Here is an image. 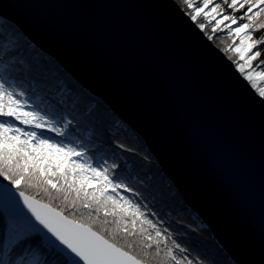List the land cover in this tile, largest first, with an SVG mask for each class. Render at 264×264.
<instances>
[{"label": "water", "instance_id": "obj_1", "mask_svg": "<svg viewBox=\"0 0 264 264\" xmlns=\"http://www.w3.org/2000/svg\"><path fill=\"white\" fill-rule=\"evenodd\" d=\"M0 19L141 136L230 260L264 264V101L175 0H0Z\"/></svg>", "mask_w": 264, "mask_h": 264}, {"label": "snow or ice", "instance_id": "obj_2", "mask_svg": "<svg viewBox=\"0 0 264 264\" xmlns=\"http://www.w3.org/2000/svg\"><path fill=\"white\" fill-rule=\"evenodd\" d=\"M182 2L202 32H226L230 43L223 50L234 54L236 70L264 101V61L253 63L264 46V36L254 38L264 30V0ZM5 46L11 50L13 39ZM57 93L58 100L45 96L41 108L0 79V178L7 182L0 183V264H203V258L177 255L187 249L130 198L139 193L116 178L115 154L109 162L80 146L76 125L89 113L80 112L63 90ZM37 238L63 260L39 253L32 246Z\"/></svg>", "mask_w": 264, "mask_h": 264}, {"label": "trees", "instance_id": "obj_3", "mask_svg": "<svg viewBox=\"0 0 264 264\" xmlns=\"http://www.w3.org/2000/svg\"><path fill=\"white\" fill-rule=\"evenodd\" d=\"M175 1L182 7L180 0ZM8 38L14 42L11 50L5 46ZM213 44L220 48L216 42L213 41ZM13 57L15 64L9 63ZM5 78L16 90L24 91L26 98L39 103L41 108L45 107V96L49 99L55 96L58 100L57 90H63L70 100L77 101L76 107L80 112L89 113L86 120L76 125L77 142L81 147H86L94 158L104 155L111 162L113 154L116 155V162L120 165L116 178L135 189L139 195L130 198L137 200L150 219L167 228L173 239L187 249L186 253L177 255H188L193 260L203 258V264L234 263L209 236L211 231L163 175L141 136L102 100L81 87L54 59L33 46L19 29L0 19V79ZM43 135L52 136L58 141L63 139L51 133ZM0 180L3 181L2 178ZM3 219L0 214V222ZM32 246L50 261L64 258L55 250H50L41 238L35 239ZM19 254L20 250L17 249L13 258Z\"/></svg>", "mask_w": 264, "mask_h": 264}, {"label": "rangeland", "instance_id": "obj_4", "mask_svg": "<svg viewBox=\"0 0 264 264\" xmlns=\"http://www.w3.org/2000/svg\"><path fill=\"white\" fill-rule=\"evenodd\" d=\"M179 5V4H178ZM180 5H182V9H183V11L184 10H186L187 12H189V10L186 8V6L183 4V2H182V0H180ZM189 17H190V15H188ZM205 21L204 20H202L200 23H204ZM205 34H209V35H213V39H211V40H213L214 42H216L217 44H219V46H220V48H218L217 46V48L218 49H220L222 52H225L223 49H224V47H225V43H230V41H225L224 40V38L226 37V32H220V31H218L217 33H215V34H212L211 33V31H210V28L206 31V33ZM212 41V42H213ZM226 55V57L229 59V60H231V61H234L235 60V56H234V54H231V53H226L225 54ZM230 56H231V58H230ZM261 86H264V85H261Z\"/></svg>", "mask_w": 264, "mask_h": 264}, {"label": "bare ground", "instance_id": "obj_5", "mask_svg": "<svg viewBox=\"0 0 264 264\" xmlns=\"http://www.w3.org/2000/svg\"><path fill=\"white\" fill-rule=\"evenodd\" d=\"M196 3L197 4H199L200 3V0H196ZM225 8H227V6L225 5L224 6ZM184 12L187 14V15H189L188 14V12L186 11V10H184ZM236 15L238 16V15H240V13H236ZM199 19V22H201L203 19H202V17L201 18H198ZM197 26H198V24L197 23H195ZM204 34L206 33V32H203ZM206 35V37L208 38V36H209V34H205ZM261 36H264V30H261V31H258V32H256L255 34H254V38H259V37H261ZM211 41H213V40H211ZM237 43H238V41H237ZM261 48H262V54H261V56L258 58V60L257 61H254L253 63H254V65L255 64H259L261 61H264V46H261ZM224 54H226V52H223ZM233 62V65H234V67L236 68V64L234 63V61H232ZM262 70H264V69H262ZM239 73V72H238ZM240 74V73H239ZM241 75V74H240ZM242 76V75H241ZM243 77V76H242ZM248 82V81H247ZM251 86V85H250ZM261 86V85H260Z\"/></svg>", "mask_w": 264, "mask_h": 264}]
</instances>
